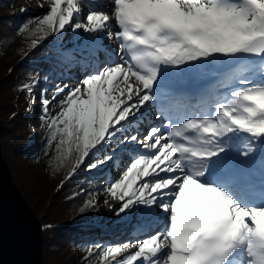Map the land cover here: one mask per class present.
Here are the masks:
<instances>
[{
  "label": "snow or ice",
  "instance_id": "snow-or-ice-1",
  "mask_svg": "<svg viewBox=\"0 0 264 264\" xmlns=\"http://www.w3.org/2000/svg\"><path fill=\"white\" fill-rule=\"evenodd\" d=\"M46 3L44 14L19 28L29 49L69 29L83 32L88 42L62 55L96 69L75 87L57 85L51 99L42 90L46 116L63 94L48 120L56 159L71 179L81 166L118 161L120 149L126 163L105 191L120 202L117 215L137 214L138 233L146 234L96 244L88 257L100 264H264V0H110L111 14L105 0ZM112 20L118 61L103 46ZM221 73L228 94L208 112L183 114L192 97L174 84ZM152 107L164 120L141 135L140 117ZM94 206V198L85 204Z\"/></svg>",
  "mask_w": 264,
  "mask_h": 264
},
{
  "label": "trees",
  "instance_id": "trees-1",
  "mask_svg": "<svg viewBox=\"0 0 264 264\" xmlns=\"http://www.w3.org/2000/svg\"><path fill=\"white\" fill-rule=\"evenodd\" d=\"M16 1L0 0V47L4 54H7V49L14 45L18 36V39L24 43L23 47H28L27 33L20 34L19 28L42 15L38 11L30 10L17 13L12 8ZM30 27L35 28L36 24L32 23ZM61 41L59 37L49 36L36 49L30 50L28 47L17 58L14 66H9L5 75H0V90H2L0 117L4 116L1 117L2 123L5 120L7 122L5 125L3 124L1 142L2 147L8 143L14 159H20V161L37 168H47L49 171H52L54 167H59L61 170L57 172L58 175L65 172L58 179L55 193L48 201L49 207H59L58 198L66 199L62 204L64 206L59 207L53 215L50 214L43 219L45 257H47L46 250H51L54 254L64 250L63 257L65 251L72 253L65 263L60 260V264H100L95 256L88 257L87 249L96 244L115 245L110 238L111 232H104L105 227L96 228L94 221H91L102 217L100 201L105 195L101 191H104L108 186L112 175L100 177L103 166L92 170L81 166L71 179H67L68 168L60 166L56 159L58 155L57 142H49V129L45 134L43 133L42 142L35 145V131L31 125L33 118L23 114L19 106L20 98L24 93H30L35 88L42 91L43 87H52L61 81L66 83L70 80L76 81L77 76L84 70L89 71L92 68L90 67L91 61L89 66L85 67L82 63L63 57L62 53L64 52L56 51V47L62 45ZM25 83L33 84V88L30 91L22 90ZM42 121L45 122L46 118H43ZM13 130L15 134L8 135L7 132ZM7 149L4 146L3 153L5 155L9 153ZM119 154L120 160L112 161L115 171L121 170L126 161L124 154ZM93 198L95 206L85 207L86 202Z\"/></svg>",
  "mask_w": 264,
  "mask_h": 264
},
{
  "label": "rangeland",
  "instance_id": "rangeland-1",
  "mask_svg": "<svg viewBox=\"0 0 264 264\" xmlns=\"http://www.w3.org/2000/svg\"><path fill=\"white\" fill-rule=\"evenodd\" d=\"M43 3L44 7L41 8L38 5ZM105 4L107 5V10L109 11V14H111V3L110 0H105ZM49 5L46 3V0H17L12 8L17 11V13L21 12V9H26L30 11H38L40 14H44L48 10ZM84 6L82 5V8ZM87 9H84V12L82 15L86 14ZM118 27L116 26V23L114 20L111 21V27L108 31L103 33L104 40H103V46L107 48L110 52H113L112 60L118 61L119 56L115 55V51L118 50V44L119 41L115 38V32L118 31ZM87 35L86 33L79 32V33H73L70 29L64 32L59 39H61L62 45H59L56 47V51L58 52H66V51H75L80 48H82L88 41H87ZM17 37L16 41L14 42V45H11L9 49H7V54H4L0 47V75H5V72L9 66H14L17 58L22 55L28 47H23L24 43L22 40L18 39ZM101 54V59H104V54ZM103 54V55H102ZM6 65V66H5ZM94 68V67H92ZM92 68L87 71H95L92 70ZM4 70V71H3ZM86 72V73H87ZM86 73L81 74L77 77L76 81H69L66 82H58L55 83L52 87H43V89H47L46 92H43V97H46L48 99H51L52 94L56 90V86L59 85L63 87L64 85H68L69 87H75L80 80L83 79L84 75ZM208 77V76H202V78ZM3 86V85H2ZM67 92V88H65V93ZM2 93V90H0V95ZM35 97V100L33 101L32 97ZM63 98V94L60 97H57V101L52 102L49 105V113L46 116L42 109V91H40L39 88H35L30 93H24L22 97L20 98L21 104L19 105L22 109V113L26 114L27 116L30 115L33 118V121L31 123L34 131H35V141L34 144H39L40 141L42 142L43 139V133H46V130L48 128V120L49 117L55 116L60 110L61 106L58 103L60 99ZM19 100V99H18ZM1 103V100H0ZM31 105V111H29V106ZM152 108H148L145 112V115L140 117L139 120V126H140V132L141 135H143L145 129L152 125L160 126L159 118H157V114H155L154 110ZM145 111V110H142ZM185 112V111H184ZM138 116L140 114H137ZM2 117V116H1ZM0 117V120H1ZM4 117V116H3ZM2 117V118H3ZM43 118H46V121H42ZM2 122V121H1ZM7 122L6 120L4 123L5 125ZM132 131H135V128L132 129ZM8 135L15 134L14 130L12 132H7ZM11 145V144H10ZM8 149L7 155L4 154V157L6 159L7 165L10 169L12 179L16 186L18 187L19 191L23 195V197L26 199L29 206L32 208L33 212L35 213L36 217L41 221L42 224H44L43 219L48 215H53L58 208H62V205L64 200L66 199H60L59 201V207H49L48 201L50 197L55 193L54 190H56V183L58 182V179L65 174V172L58 175V171L61 170L59 167H54L52 171H49L47 168H37L36 166H30L28 163H24V161H20V159H14L15 157L12 156L11 153V147H9L8 143H5V145ZM3 146V148H4ZM117 154L121 153L120 149H116ZM120 155V154H119ZM120 160V159H119ZM126 163V161H125ZM112 167V161H109L106 166H103V170L101 173V176H110L112 175V180L115 178H118L121 170L115 171ZM105 191V189H104ZM101 191V193L105 196L101 198V216L98 219H94L91 221H94L96 228H102L105 227L104 232L108 233L111 232L110 238L112 240V243L114 244H122L124 242L128 241H135V239H142L145 238L146 234H141L137 237H134L133 235L128 236L127 230H131L132 233H137L135 235H138V228L140 227V220L138 219L137 214L130 213V214H119L117 215L118 208L120 206V202L115 200L114 198L110 197L106 191ZM107 199L108 203L105 204V200ZM44 234V232H43ZM123 236V237H122ZM118 239V240H117ZM132 251H135V249H132ZM46 256L44 255V261L45 264H58L59 261H67L71 251H65L64 257L63 253L64 250L52 252L46 250ZM60 264V263H59Z\"/></svg>",
  "mask_w": 264,
  "mask_h": 264
},
{
  "label": "water",
  "instance_id": "water-1",
  "mask_svg": "<svg viewBox=\"0 0 264 264\" xmlns=\"http://www.w3.org/2000/svg\"><path fill=\"white\" fill-rule=\"evenodd\" d=\"M2 130L0 120V264H45V228L12 179Z\"/></svg>",
  "mask_w": 264,
  "mask_h": 264
},
{
  "label": "bare ground",
  "instance_id": "bare-ground-1",
  "mask_svg": "<svg viewBox=\"0 0 264 264\" xmlns=\"http://www.w3.org/2000/svg\"><path fill=\"white\" fill-rule=\"evenodd\" d=\"M54 102V101H53ZM127 230V235L128 236H131V235H133L134 237H137V236H139V235H141V234H138V235H135V234H137V233H132V231L131 230H128V229H126ZM143 235V234H142ZM123 237V236H122ZM138 239V238H137ZM136 240V239H135ZM45 262V261H44Z\"/></svg>",
  "mask_w": 264,
  "mask_h": 264
}]
</instances>
